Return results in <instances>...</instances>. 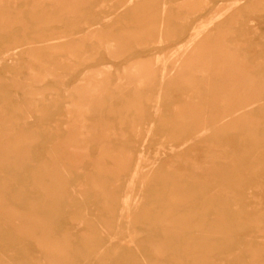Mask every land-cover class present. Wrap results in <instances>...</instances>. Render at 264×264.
<instances>
[{
  "label": "rangeland",
  "instance_id": "obj_1",
  "mask_svg": "<svg viewBox=\"0 0 264 264\" xmlns=\"http://www.w3.org/2000/svg\"><path fill=\"white\" fill-rule=\"evenodd\" d=\"M0 264H264V0H0Z\"/></svg>",
  "mask_w": 264,
  "mask_h": 264
},
{
  "label": "bare ground",
  "instance_id": "obj_2",
  "mask_svg": "<svg viewBox=\"0 0 264 264\" xmlns=\"http://www.w3.org/2000/svg\"><path fill=\"white\" fill-rule=\"evenodd\" d=\"M198 34V33H197ZM195 38V37H194ZM192 43V42H191ZM111 44V43H110ZM113 44H111V46H112ZM115 47V46H114ZM113 46H112V48H114ZM114 50V49H113ZM137 166V165H136ZM138 168V167H137ZM105 256V255H104Z\"/></svg>",
  "mask_w": 264,
  "mask_h": 264
}]
</instances>
